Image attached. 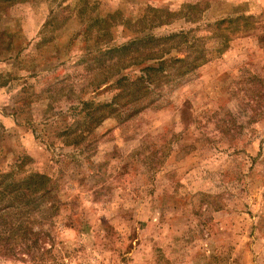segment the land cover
Listing matches in <instances>:
<instances>
[{
  "label": "rangeland",
  "instance_id": "rangeland-1",
  "mask_svg": "<svg viewBox=\"0 0 264 264\" xmlns=\"http://www.w3.org/2000/svg\"><path fill=\"white\" fill-rule=\"evenodd\" d=\"M164 60L154 103L76 124ZM23 154L62 198L44 264H264V0H0V171Z\"/></svg>",
  "mask_w": 264,
  "mask_h": 264
},
{
  "label": "trees",
  "instance_id": "trees-1",
  "mask_svg": "<svg viewBox=\"0 0 264 264\" xmlns=\"http://www.w3.org/2000/svg\"><path fill=\"white\" fill-rule=\"evenodd\" d=\"M128 49L129 44L116 51ZM172 61L183 62L176 58ZM172 61L164 60L155 67H142L139 76H120L117 80L120 90L111 102L95 104L91 100L81 101L78 110L81 116L76 124L90 129L95 122L101 123L115 114L118 116L128 105L129 118L136 116L142 106L146 107L155 102L154 91L160 89L164 83L172 81L170 74L180 75L179 72L172 71L162 76L165 70L162 65L166 62L174 65ZM84 137H78L80 139H76L75 144L82 143ZM31 161L32 157L23 154L7 171H0V264H6L8 261L44 264L48 256L57 252L54 243L51 244L50 250L41 248V244L45 239H50L53 226L62 216V198L56 191V181H52L48 173L26 169ZM21 172H24L23 176L18 175Z\"/></svg>",
  "mask_w": 264,
  "mask_h": 264
}]
</instances>
